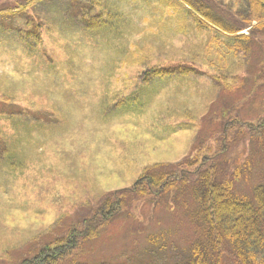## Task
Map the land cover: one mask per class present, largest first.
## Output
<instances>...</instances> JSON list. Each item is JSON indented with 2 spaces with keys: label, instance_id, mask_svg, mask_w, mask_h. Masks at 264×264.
<instances>
[{
  "label": "rangeland",
  "instance_id": "rangeland-1",
  "mask_svg": "<svg viewBox=\"0 0 264 264\" xmlns=\"http://www.w3.org/2000/svg\"><path fill=\"white\" fill-rule=\"evenodd\" d=\"M100 1L116 4L120 30L89 36L66 6L51 33L60 39L64 63L52 70L44 65L41 72L15 39L12 43L0 36V104L22 106L24 101L29 120L47 105L62 115L52 129L21 126L22 145L10 170L0 167V264H15L60 237L95 200L125 191L144 168L159 165L169 171L199 155L215 154L229 119L244 127L236 129L239 139H226L230 143L219 154L216 177L230 180L238 195L249 198L262 182L264 30L256 32L247 52H237L223 35L184 17V10L167 9L162 15L155 1ZM211 1L215 16L227 25L244 26L245 0ZM14 2L0 0L3 5ZM52 2L56 0L45 6ZM17 13L8 21L25 30L30 17ZM250 27L239 34L246 35ZM134 46L141 49L140 71L171 64L192 72L127 92L125 83L116 80L125 53ZM247 125L260 126L261 134L249 137ZM131 200L96 238L84 242L77 264H173L184 259L199 231L187 194L172 192L157 203ZM150 237L156 238L154 246Z\"/></svg>",
  "mask_w": 264,
  "mask_h": 264
},
{
  "label": "trees",
  "instance_id": "trees-1",
  "mask_svg": "<svg viewBox=\"0 0 264 264\" xmlns=\"http://www.w3.org/2000/svg\"><path fill=\"white\" fill-rule=\"evenodd\" d=\"M50 1L53 0H15L13 4H0L1 38L4 41L10 39L12 43L15 39L16 47L27 54V61L36 63L42 68L41 72L52 70L64 63V54L59 50L62 49L60 39H52L51 33H56V28L60 25L58 17L65 11L66 6L71 8L69 15L77 20L89 36L98 33L111 34L120 30L119 21L122 17L116 4L100 0H56L50 6H45ZM145 1L148 5L155 1L162 15L167 9L172 11L177 8L179 10L175 11L180 12L184 10V17H191L197 27L212 29L223 35L230 48L237 52H247L249 42L257 35L256 32L261 33L264 30V0H245L248 18L241 27L227 25L223 19L215 16L211 0ZM17 12L30 17L28 22L23 23L25 30H21L22 26L17 30L8 21ZM253 22L256 25L250 27ZM249 27L246 35L239 34ZM134 48L135 46L128 50L133 51L125 53L122 60L124 66L119 67L123 71L116 80L119 84L125 83L124 90L127 92L153 80L163 81L173 74L186 77L192 72L189 67L185 69L171 64L155 65L140 71L141 59L137 54L141 49ZM31 50L33 55L30 54ZM62 74L65 77L66 71L63 70ZM129 77H132V82H129ZM53 79L57 82V78ZM116 90L117 88L112 92ZM5 102L4 100L0 104V167L5 165L10 170L13 154L22 145L23 130L20 127L31 124L33 126L29 130L40 127L52 129L59 125L57 122L62 115L47 105L43 111L38 109L41 115L36 114L29 120L26 117L28 110L24 101L22 106L5 105ZM247 126L245 134L249 137L256 132L257 135L261 134L260 126ZM242 127L244 126H239L232 119L225 121L221 134L224 145L221 143L218 151L211 156L199 155L185 163L174 165L169 171H161L159 165L144 168L125 191L102 195L94 201L95 205L91 210L78 215L60 237L39 245L33 249L32 255L15 264H77L79 262L76 259L83 253L84 242L96 238L102 227L125 211L128 197L132 198L131 201L149 199L157 203L172 192L187 194L196 208V220L199 224V231L188 246L186 256L173 264H264V175L250 198L238 195L230 180L216 177L219 154L230 143H225L226 139L230 136L232 139H239L241 136H237L236 129ZM233 131L236 136H233ZM17 153L21 156V151ZM148 241L154 246L156 238L150 237Z\"/></svg>",
  "mask_w": 264,
  "mask_h": 264
}]
</instances>
